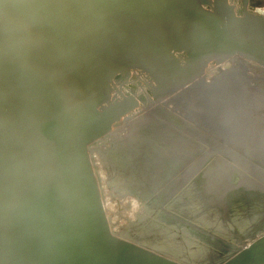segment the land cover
<instances>
[{"label": "water", "instance_id": "water-1", "mask_svg": "<svg viewBox=\"0 0 264 264\" xmlns=\"http://www.w3.org/2000/svg\"><path fill=\"white\" fill-rule=\"evenodd\" d=\"M237 1L96 0L94 30L66 79L76 105L72 138L79 165L76 194L70 206L50 196L40 234L18 238L15 246L0 244V264H264V225L197 258L164 241L163 230L179 237L181 228L165 226L162 211L150 212L161 223L153 220L148 227L144 224L150 213L141 214L139 236L115 235L89 153L90 144L133 118L141 105L187 93L204 74L234 57L264 70V10H246L248 0H239L242 7L236 9L232 2ZM46 110L50 115L54 111L52 105ZM136 120L129 134L139 127V117ZM195 196L211 207L200 205L199 216L192 208L176 214L188 221L194 216L218 219L214 226H206L215 233L242 229L239 224L224 225L236 213L230 204L223 205L235 203L236 195L204 191ZM195 196L184 197L191 202ZM140 197L145 200L147 195ZM243 217L251 214L244 212ZM187 226L199 230L192 223Z\"/></svg>", "mask_w": 264, "mask_h": 264}, {"label": "flooded vegetation", "instance_id": "flooded-vegetation-1", "mask_svg": "<svg viewBox=\"0 0 264 264\" xmlns=\"http://www.w3.org/2000/svg\"><path fill=\"white\" fill-rule=\"evenodd\" d=\"M238 1L232 2L236 9L242 7ZM263 7L264 0H248L245 6L249 11ZM241 70L237 63L214 74L208 82L201 77L194 91L172 99L179 110L161 97L141 105L139 127L117 140L102 157L107 184L102 188L103 196L118 207L129 205L144 214L166 213L165 226L181 228L177 231L181 236L163 230L164 241L187 257L212 255L220 251L222 242L235 243L264 225V76L257 73L254 85L239 75ZM204 191L236 195L235 203L226 201L223 205L226 208L230 204L236 213L224 225L239 224L242 229L215 233L206 226H214L218 219L194 216L188 221L176 214L192 208L199 216L200 205L203 209L211 207L195 196ZM188 194L195 196L194 201L184 197ZM141 195L147 198L142 200ZM244 212L251 217L244 218ZM147 216L144 226H153V220L161 223L155 214L154 218L151 213ZM186 223L200 231L187 229ZM203 244L209 250L204 251Z\"/></svg>", "mask_w": 264, "mask_h": 264}, {"label": "clouds", "instance_id": "clouds-1", "mask_svg": "<svg viewBox=\"0 0 264 264\" xmlns=\"http://www.w3.org/2000/svg\"><path fill=\"white\" fill-rule=\"evenodd\" d=\"M96 0H0V244L40 234L50 196L70 206L79 171L67 74ZM52 105L50 115L46 110Z\"/></svg>", "mask_w": 264, "mask_h": 264}, {"label": "built area", "instance_id": "built-area-1", "mask_svg": "<svg viewBox=\"0 0 264 264\" xmlns=\"http://www.w3.org/2000/svg\"><path fill=\"white\" fill-rule=\"evenodd\" d=\"M262 10H264V7L262 8ZM228 61L211 69L202 77H208V76L210 77V75L215 74L217 70L222 71L223 69L228 67L230 63L231 64L233 63L232 61L231 62ZM137 116L138 113H136L133 118L126 120L121 126L117 127L112 132L108 133L107 135L103 136L102 138L90 144L89 153H90L91 163L93 165V169L95 171L96 176L101 181V185H100L101 188H103L104 186L103 184L106 177V168L102 157L104 156L105 151H107V149H109L110 146L114 145L117 140L125 138L130 133V131L134 128V126L138 122L136 120ZM124 131H126V133H124Z\"/></svg>", "mask_w": 264, "mask_h": 264}, {"label": "bare ground", "instance_id": "bare-ground-1", "mask_svg": "<svg viewBox=\"0 0 264 264\" xmlns=\"http://www.w3.org/2000/svg\"><path fill=\"white\" fill-rule=\"evenodd\" d=\"M237 63V62H236ZM220 71L217 70L216 73H219ZM258 72L261 74V76L263 75L264 76V70H261L259 69ZM215 73V74H216ZM211 77L213 76H210L208 78H202L204 81H210L211 80ZM198 85V82H195L193 84V87L190 88L189 91H194L195 87ZM173 98L169 99V103L171 105V107L175 110H179L177 105L173 102L174 100H172ZM167 101V102H168ZM124 133H126V131H124ZM103 159V158H102ZM135 219L136 221L135 222H127L126 224H123V225H120V222H121V219H122V216L118 213V215L114 214L113 212H109L108 213V219H109V224L111 226V230L112 232L119 236V237H122V238H126V239H131V238H135L137 236H139L141 233H139V229L141 228V214H142V211L141 209H138L137 208V211L135 212ZM110 214V215H109ZM115 227V228H114ZM141 230V229H140Z\"/></svg>", "mask_w": 264, "mask_h": 264}, {"label": "rangeland", "instance_id": "rangeland-1", "mask_svg": "<svg viewBox=\"0 0 264 264\" xmlns=\"http://www.w3.org/2000/svg\"><path fill=\"white\" fill-rule=\"evenodd\" d=\"M231 61L233 63L232 64L230 63L228 65V67H226L225 69L230 68L233 64H237L236 62H238L239 65H240V68L243 69L239 73L240 76H242L245 79H250L252 84H254L256 82V79L259 78L258 75H257V72L254 71V70H258L257 68H259L256 65H254L252 63H249V62L241 59L240 57H234V58L230 59L228 62H231ZM225 69H223V70H225ZM213 75L214 74H212L210 76H213ZM103 201H104V205H105L107 213H109L111 211L114 214H116L118 212H119L118 214H121V213L125 212L126 210H128V213L125 216L122 217L120 225L126 224L128 221H133L134 220L135 214H136L135 212L137 211L136 208H134L132 206H129V205L124 206V207L115 206L113 204V202L109 201V199H108V197L106 195L103 197ZM118 214H116V215H118Z\"/></svg>", "mask_w": 264, "mask_h": 264}]
</instances>
